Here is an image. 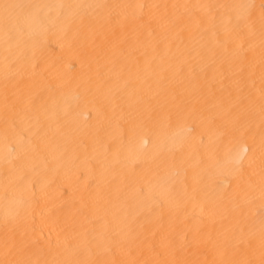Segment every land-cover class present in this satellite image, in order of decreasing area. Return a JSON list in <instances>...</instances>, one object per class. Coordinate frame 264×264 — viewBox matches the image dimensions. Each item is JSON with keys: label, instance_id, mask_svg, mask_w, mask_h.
I'll return each instance as SVG.
<instances>
[{"label": "bare ground", "instance_id": "6f19581e", "mask_svg": "<svg viewBox=\"0 0 264 264\" xmlns=\"http://www.w3.org/2000/svg\"><path fill=\"white\" fill-rule=\"evenodd\" d=\"M0 264H264V0H0Z\"/></svg>", "mask_w": 264, "mask_h": 264}]
</instances>
